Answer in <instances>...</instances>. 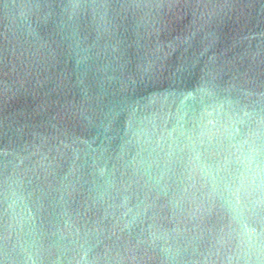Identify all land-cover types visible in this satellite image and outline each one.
Instances as JSON below:
<instances>
[{"label": "water", "instance_id": "95a60500", "mask_svg": "<svg viewBox=\"0 0 264 264\" xmlns=\"http://www.w3.org/2000/svg\"><path fill=\"white\" fill-rule=\"evenodd\" d=\"M0 264H264V0H0Z\"/></svg>", "mask_w": 264, "mask_h": 264}]
</instances>
